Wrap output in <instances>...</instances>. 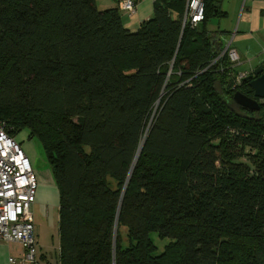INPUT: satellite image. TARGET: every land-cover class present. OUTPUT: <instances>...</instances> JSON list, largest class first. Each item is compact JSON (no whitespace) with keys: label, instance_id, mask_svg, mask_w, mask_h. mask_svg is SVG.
<instances>
[{"label":"trees","instance_id":"obj_1","mask_svg":"<svg viewBox=\"0 0 264 264\" xmlns=\"http://www.w3.org/2000/svg\"><path fill=\"white\" fill-rule=\"evenodd\" d=\"M185 7L132 32L96 0H0V120L42 143L60 264H264V100L234 101L220 0L202 28Z\"/></svg>","mask_w":264,"mask_h":264},{"label":"built area","instance_id":"obj_2","mask_svg":"<svg viewBox=\"0 0 264 264\" xmlns=\"http://www.w3.org/2000/svg\"><path fill=\"white\" fill-rule=\"evenodd\" d=\"M156 1V0H153ZM120 9L133 14L135 0H123ZM205 19V0H186L184 25L197 26ZM229 60L237 66L239 53L227 49ZM239 73V79L246 77ZM38 175L21 144L12 134V127L0 120V243L22 244L20 257H9L11 264H37V240L34 234L32 206L38 191Z\"/></svg>","mask_w":264,"mask_h":264},{"label":"crops","instance_id":"obj_3","mask_svg":"<svg viewBox=\"0 0 264 264\" xmlns=\"http://www.w3.org/2000/svg\"><path fill=\"white\" fill-rule=\"evenodd\" d=\"M122 1L96 0V3L102 10L119 8L125 27L132 32L137 31L145 20L153 16L155 3L153 0H135L136 9L133 14L120 9ZM220 10L223 15L210 19L206 28L217 36L224 49L223 52L227 49H234L239 53L241 61L236 66L237 71L249 76L264 63V0H220ZM203 26L204 24H199L200 28ZM46 191L47 188H44L42 180L40 189L37 191L36 204L38 201H45ZM22 252L23 247L17 252L11 247H4V244H0V264H11L9 257H20ZM59 253L60 239L59 247L55 252L57 260L55 264H60ZM37 258V264H54L52 253L49 251L41 249L39 252L38 250Z\"/></svg>","mask_w":264,"mask_h":264},{"label":"rangeland","instance_id":"obj_4","mask_svg":"<svg viewBox=\"0 0 264 264\" xmlns=\"http://www.w3.org/2000/svg\"><path fill=\"white\" fill-rule=\"evenodd\" d=\"M156 109L155 107L154 111ZM12 134L15 135L16 140L29 156L37 172L39 189L42 180L44 181V188H47V191L44 193L45 201H38L37 204L34 203L32 206L34 234L37 246L39 247L37 251L39 250L40 252L42 249L43 251L51 252L52 261L55 264L57 261L55 252H57L59 247V190L54 183L51 167L47 161L42 143L37 138H30L28 129ZM0 244H4V247H11L13 251L17 252L22 247L21 243L15 241L2 242ZM40 247L42 248L40 249ZM40 255L39 253V258Z\"/></svg>","mask_w":264,"mask_h":264},{"label":"water","instance_id":"obj_5","mask_svg":"<svg viewBox=\"0 0 264 264\" xmlns=\"http://www.w3.org/2000/svg\"><path fill=\"white\" fill-rule=\"evenodd\" d=\"M245 81H249V84L254 91V96L250 97V96L243 94L240 91H237L234 94V101L238 105L250 111L259 110L261 108L259 99L264 100V63L260 65L259 67H257L252 74H250L249 76H246ZM140 152H141V148L138 152L137 157L139 156ZM135 163H136V160L134 161V164L131 168L129 176L131 175L134 169ZM128 180H129V177H128Z\"/></svg>","mask_w":264,"mask_h":264}]
</instances>
